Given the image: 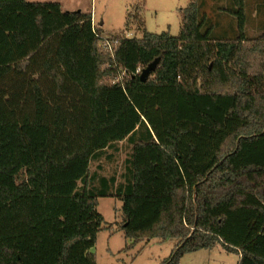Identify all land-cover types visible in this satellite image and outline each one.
<instances>
[{"label":"trees","instance_id":"1","mask_svg":"<svg viewBox=\"0 0 264 264\" xmlns=\"http://www.w3.org/2000/svg\"><path fill=\"white\" fill-rule=\"evenodd\" d=\"M231 1L235 38L216 31L203 0H193L180 9L176 37L149 33L129 13L126 27L136 21L141 37L119 36L112 55L91 12L0 0V130L21 149L0 175L15 167L22 175L16 189L0 185V195L42 189L52 170L77 160H111L116 143L90 155L96 133L131 110L140 120L125 141L122 182L90 170L81 178L55 264H97L94 248L106 222L97 208L111 197L123 202L130 247L178 242L161 264H181L184 255L218 245L239 255L238 264H264V34L248 38L245 0ZM156 60L142 81L138 69ZM110 93H121L123 106L112 122H101V98ZM0 251L7 257L0 264H21L11 248Z\"/></svg>","mask_w":264,"mask_h":264},{"label":"rangeland","instance_id":"2","mask_svg":"<svg viewBox=\"0 0 264 264\" xmlns=\"http://www.w3.org/2000/svg\"><path fill=\"white\" fill-rule=\"evenodd\" d=\"M30 2H58L64 12L92 13L97 25L104 29L106 36L141 37L138 23L132 19L131 26L126 27L130 13L140 16L149 33L169 32L178 36L182 27L180 9L185 8L190 0H28ZM193 1V0H191ZM247 27L245 34L255 39L264 34V0H245ZM210 20L216 23V31L232 39L238 36L235 17L229 13L231 0H203L201 2ZM98 26V27H99ZM127 31V32H125ZM220 35V36H222ZM148 67V66H147ZM146 67V68H147ZM144 70V69H143ZM121 93H110L101 98L99 119L101 122H112L116 111L123 106ZM139 117L134 110L120 117L112 127L99 131L90 142V155L107 149L116 143L119 151L108 150L113 154L111 160L103 157L92 162L90 158L77 160L68 168H55L45 181L42 189L9 199L0 195V247L11 248V253L19 255L21 264H55L57 239L62 233V224L67 226L72 219L68 207L70 197L80 184L81 178L90 170L98 171L107 177L116 176L117 183L122 182L125 171V160L128 149L125 140L137 128ZM43 136L37 137L34 147H40ZM106 142V144L100 145ZM97 146V147H96ZM18 139L0 130V167L13 164L20 151ZM41 157V152H37ZM101 167V169L99 168ZM19 175L20 179L16 180ZM22 175L15 167L11 174L0 175V185L16 189ZM123 202L118 198H100L98 212L105 218L104 229L97 236L94 253L97 264H161L169 258L175 240H143L130 247L132 240L122 232ZM132 248V249H131ZM5 257L0 251V259ZM239 255L229 253L221 246L203 249L182 257L181 264H238ZM7 264H17L7 261Z\"/></svg>","mask_w":264,"mask_h":264},{"label":"built area","instance_id":"3","mask_svg":"<svg viewBox=\"0 0 264 264\" xmlns=\"http://www.w3.org/2000/svg\"><path fill=\"white\" fill-rule=\"evenodd\" d=\"M119 36H106L104 34H100L99 38L101 39V45L104 48V50H106L107 52L111 53L112 55L115 54L116 51V47L118 46L119 43ZM126 37H129L128 35H126ZM137 73L141 74L142 70L141 68L138 69Z\"/></svg>","mask_w":264,"mask_h":264},{"label":"water","instance_id":"4","mask_svg":"<svg viewBox=\"0 0 264 264\" xmlns=\"http://www.w3.org/2000/svg\"><path fill=\"white\" fill-rule=\"evenodd\" d=\"M159 60L154 61L153 63H151L150 65H148L147 68H145L140 77L142 79V81H147V79L149 78V76L152 74V72L156 69L157 65H158Z\"/></svg>","mask_w":264,"mask_h":264},{"label":"crops","instance_id":"5","mask_svg":"<svg viewBox=\"0 0 264 264\" xmlns=\"http://www.w3.org/2000/svg\"><path fill=\"white\" fill-rule=\"evenodd\" d=\"M190 2H191V0H190ZM103 25H104V23H101V24H100V26H103ZM93 26L96 27V28L101 29V30H102V34H104V29L101 28L99 25L96 24L94 17H93ZM98 26H99V27H98ZM104 35H105V34H104ZM125 141H126V140H125ZM91 143H92V141H91ZM103 144H106V142H103V143H101L100 145H103ZM96 147H97V146H96Z\"/></svg>","mask_w":264,"mask_h":264}]
</instances>
